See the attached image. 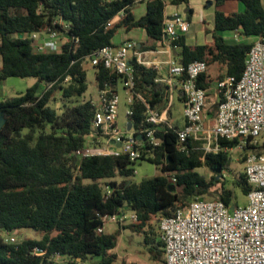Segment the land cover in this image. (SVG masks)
Wrapping results in <instances>:
<instances>
[{"label":"trees","instance_id":"trees-1","mask_svg":"<svg viewBox=\"0 0 264 264\" xmlns=\"http://www.w3.org/2000/svg\"><path fill=\"white\" fill-rule=\"evenodd\" d=\"M227 1L232 0H214L216 6ZM233 1L243 4V11H217L211 43L190 45L184 35L171 41L172 49L180 50L175 56L179 63L206 61L209 67L226 66V76L242 75L253 46L246 38L264 39V0ZM137 2L0 0V82L12 77L38 80L19 96L0 100V117L4 119L0 131V233L32 229L42 234L39 239L26 238L17 243L6 242L0 234V264H54V254L68 258L67 264L85 263L90 256L100 257L101 264H115L116 255L111 251L118 245L119 232L106 234L98 229L104 226L102 216L121 209L138 216L137 222L121 227L144 233L152 261L164 263V244L152 224L155 219L171 216L194 200L211 195L218 184L221 190L214 193L213 199L228 207H238L237 190L249 195L251 186L245 172L233 178L231 188L222 181V175L209 180L198 172L203 167L228 170L226 150L238 144L237 140L220 139L221 150L217 152L201 150L194 140L180 149L177 126H160V146L144 149L142 160L156 164L162 173L140 183L130 181L136 163L126 154L75 155L97 140L92 128L93 99L79 101L89 88L86 58L103 47L114 46L119 29L144 30L155 42L147 49L166 42L167 3L148 0L145 14L137 18L133 13ZM170 3L188 6L189 0ZM187 8V19L191 21L194 10ZM50 29L58 30L65 38L60 52L38 53L29 39L20 37ZM235 31L243 36L240 41L218 34ZM131 63L136 86L129 118L132 129L140 132L149 126L146 104L159 113L167 107L168 86L156 81L160 77L158 69L140 65L136 59ZM93 69L97 89L118 87V75L103 65ZM212 82L209 72L199 78L200 87L207 90ZM41 83L46 86L42 92ZM57 92L63 101L61 115L50 106ZM117 178L124 180L118 183ZM35 248L45 254H34Z\"/></svg>","mask_w":264,"mask_h":264},{"label":"built area","instance_id":"built-area-1","mask_svg":"<svg viewBox=\"0 0 264 264\" xmlns=\"http://www.w3.org/2000/svg\"><path fill=\"white\" fill-rule=\"evenodd\" d=\"M115 1V0H107ZM190 23L176 14L165 20V50L149 49L143 52L137 42L127 40L119 46H106L86 58L89 67L103 65L119 77L130 96L131 106L135 96V76L131 61L159 70L157 82L168 86V105L161 113L146 104V129L135 132L119 128L118 87L109 85L98 89V100H92L95 114L92 122L96 141L83 149L86 157H119L128 155L134 163L142 160L144 149L158 147L160 126L174 128L166 114L173 106L174 96L183 98L185 124L176 129L180 149H185L189 140L205 141L207 150H221L220 139L237 140L240 146H250L252 153L245 157V173L251 191L248 205L228 207L223 201L199 198L187 207L178 209L173 215L158 220V232L164 244V264H264V39L256 38L250 49L245 68L239 78L226 76L217 82V112L210 122L207 108L209 90L200 87L199 78L209 72L206 61H194L187 65L174 57L165 62L150 60L147 55L170 54L171 41L185 35ZM31 41L38 53H56L62 50L65 38L56 29L22 34ZM243 38L239 31L232 33V39ZM167 66V71H163ZM143 100L140 96H138ZM144 101V100H143ZM143 136V140L137 138ZM112 142H115L114 144ZM116 143H120L118 147ZM108 189V188H107ZM109 192V191H108ZM110 193V192H109ZM103 225L108 222L120 226L138 221L135 212L121 209L118 213L101 217ZM104 232V226L98 229ZM8 243H17L13 236L5 238ZM34 254L44 255L39 248ZM65 258L54 254L51 260ZM84 264V263H82Z\"/></svg>","mask_w":264,"mask_h":264},{"label":"rangeland","instance_id":"rangeland-1","mask_svg":"<svg viewBox=\"0 0 264 264\" xmlns=\"http://www.w3.org/2000/svg\"><path fill=\"white\" fill-rule=\"evenodd\" d=\"M148 0H138L133 8L134 15L139 18L143 16L146 12V2ZM209 2H205L202 0H189V4L182 5L178 7V11L184 18L189 22V20L185 17L184 10L187 7H190L194 10V15L192 16V26L197 30L196 39L192 40L191 44H204V43H211L213 40V33H214V19L215 14L217 11L229 12L233 13L236 11H243L244 5L235 2H229L225 6H216L214 0H208ZM176 8L169 5L167 10L174 11ZM205 21V30L202 32L200 30L201 24ZM143 30L135 29L130 32L125 31L124 29H119L117 34L113 39L114 44L120 43L122 40L125 39H139V36ZM223 35L224 37L230 39L232 38V33H218ZM1 41V39H0ZM246 41L251 43L255 41L254 37L246 38ZM180 50L177 49L175 52L173 51V56L175 58L177 52ZM87 70V82H88V91L79 98V101L83 100H98L99 94L98 89L96 86V79H95V71L93 67H88ZM210 77L212 79V86L209 90V98L208 103L210 104L207 108V112L210 114L214 112V114H210V122L213 123L217 109H214V105L217 103V82L220 79H224L226 77V66L215 64L212 69H209ZM38 82L36 78H16L12 77L5 81L0 82V93L7 97H16L20 94L24 93L28 88L32 87ZM45 84L41 83L40 89L41 92L45 89ZM118 93H119V119L118 124L119 128L123 131L127 130L128 124L130 123V118L127 114L128 110L130 109V105L128 103V98L130 93L124 89L122 83L118 85ZM50 106L57 111L59 115L63 113V101L61 99V95L59 92L55 94V100L51 101ZM173 119H175V125L178 124L179 126L183 124V111L184 105L181 101H179L178 96H174L173 106L170 109ZM173 123V124H174ZM260 144L264 143V138H258ZM199 146L201 150L206 152H210L207 150L205 141L200 140ZM227 154L230 158V165L228 170L220 172L212 171L207 167H203L198 169V172L202 175L206 176L207 179H211L216 174L222 175V181L227 184V187L231 188V183L233 178L239 176L241 173L245 172L246 163L244 157L247 154L252 153L251 148H246L245 146H240V144H236L233 148H229L226 150ZM78 158L83 156V151H79L75 154ZM161 168L154 163H151L148 160H140L135 165V175L130 179V181L134 183H140L142 180L147 178H152L155 176L160 175ZM124 179L117 178L115 179L116 182L120 183ZM88 182V181H86ZM107 181H102L101 183L104 184ZM221 190V184L216 185L212 189L211 195H207L204 198L208 197V199H213L216 197V192ZM215 193V194H214ZM237 195V204L238 206H246L248 205V197L244 196L239 190L236 191ZM158 220L159 218L153 221L154 230L157 234L158 232ZM126 227L130 226V223L125 225ZM104 232L106 234H114L119 232L118 236V245L115 249L111 251L112 254L116 255L115 264H164V263H155L152 261V258L149 253V246L145 242V234L138 233L133 231L131 228H122L120 225L114 222H108L104 225ZM3 238H9L11 236L15 237L18 242L26 238L32 239H39L42 234L36 232L32 229H20L10 233H0ZM69 262L68 258H62L59 260H53L54 264H67ZM84 264H101V258L96 256H90L89 259Z\"/></svg>","mask_w":264,"mask_h":264},{"label":"crops","instance_id":"crops-1","mask_svg":"<svg viewBox=\"0 0 264 264\" xmlns=\"http://www.w3.org/2000/svg\"><path fill=\"white\" fill-rule=\"evenodd\" d=\"M164 1L167 3L166 8H165V20H166V19H172L173 16L176 15V14H178V15L184 17V16L181 15L180 12L178 11V7H181L182 5H180V6H174V5H172V4L170 3V0H164ZM202 1L209 2L208 0H202ZM229 2H235V3L239 4L238 1H233V0H232V1H227L226 3H224L223 6H225V5H226L227 3H229ZM169 5L173 6V7L176 8V9H175L174 11H168L167 8H168ZM184 12H185V17L187 18L188 8H186V9L184 10ZM236 12H239V11H236ZM224 13H229V12H226V11H225ZM231 13H232V12H231ZM193 15H194V14H193ZM192 18H193V17H192ZM189 23H190V30H189V32H188L187 34H185L184 36L186 37L188 44H190V45H197V44H191V43H190L192 40L196 39V36H197V30H196L195 26L193 27V26L191 25V24L193 23L192 20L189 21ZM204 24H205V21H204V23L201 24V28H200V30H201L202 32L205 30V26H204ZM127 40H133V39H129V38H128V39L122 40L120 43H118V44H114V45H115V46H119V45L123 44V43H124L125 41H127ZM255 40H256V38H255ZM133 41L137 42V44H138V46H139V49H140L141 51H143V52H147V50H149V49H147V47H150V46H152V45L155 44V42H154L153 40L149 39V37L147 36V34H146V32H145L144 30L141 32V34H140V36H139V39H136V40H133ZM204 44H206V43H204ZM165 48H166V45L164 44L163 46H158V47H157L156 49H154V50H156V51H160V50H165ZM173 51H174V50L171 49L170 54L168 53V54H158V55H147V57H148L151 61H152V60H155L156 62H165V61H167L171 56L174 57V56H173ZM174 52H175V51H174ZM0 65H1V59H0ZM213 66H214V65L210 66L209 69H212ZM163 71H167V66H163ZM209 73H211V70H210ZM5 98H6V97H5L4 95H2V93H0V100H3V99H5ZM178 99H179V98H178ZM179 101H180V100H179ZM181 102H182V101H181ZM182 103H183V102H182ZM166 117L168 118V120H169L172 124L174 123L175 119H173V115H172L171 111L168 112V113L166 114ZM184 124H185V118H184V114H183V124L179 126L178 124L175 125V123H174V125L177 126L178 128H182V127L184 126Z\"/></svg>","mask_w":264,"mask_h":264},{"label":"water","instance_id":"water-1","mask_svg":"<svg viewBox=\"0 0 264 264\" xmlns=\"http://www.w3.org/2000/svg\"><path fill=\"white\" fill-rule=\"evenodd\" d=\"M167 38H168V37L165 36V39H167ZM3 124H4V119H3L2 117H0V131H1L2 127H3ZM132 128H133L132 123H129V124H128V128H127L128 131H132ZM137 138H138L139 140H143V139H144L143 136H141V135H138ZM112 143L114 144L115 142H112ZM116 145H117L118 147L121 146L120 143H116ZM217 172H220V169H218ZM129 183H130V182H129ZM170 188H171V190H174V189H175V187H174L173 185H172Z\"/></svg>","mask_w":264,"mask_h":264}]
</instances>
